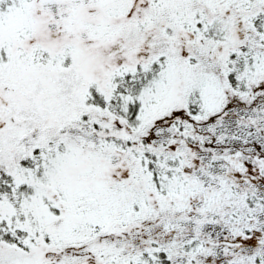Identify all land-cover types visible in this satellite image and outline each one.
<instances>
[{"label":"snow or ice","instance_id":"obj_1","mask_svg":"<svg viewBox=\"0 0 264 264\" xmlns=\"http://www.w3.org/2000/svg\"><path fill=\"white\" fill-rule=\"evenodd\" d=\"M0 264H264V0H0Z\"/></svg>","mask_w":264,"mask_h":264}]
</instances>
